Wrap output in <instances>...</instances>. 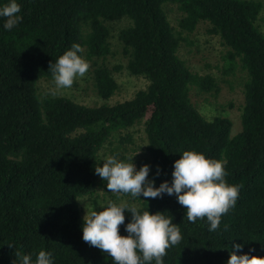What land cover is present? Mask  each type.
Wrapping results in <instances>:
<instances>
[{"label":"trees","instance_id":"trees-1","mask_svg":"<svg viewBox=\"0 0 264 264\" xmlns=\"http://www.w3.org/2000/svg\"><path fill=\"white\" fill-rule=\"evenodd\" d=\"M16 2L20 22L5 31L0 18V264H18L17 252L34 260L41 249L52 252L53 264H112L111 257L81 239L77 200L93 198L98 188L109 194L94 167L110 155L131 163L121 153L133 143L128 131L139 124L154 186L171 182L173 162L185 150L226 161V182L239 186L235 206L212 232L203 218L187 221L175 194L140 199L120 193L134 200L138 211L163 212L179 227L182 239L166 249L163 264H226L233 243L242 245L237 254L252 249L250 254L264 256V32L257 25L261 2ZM168 4L180 12L175 26L164 9ZM117 22L124 23L117 31L124 68L147 81L144 89L128 100L100 106L39 95L37 82L51 80L49 64L77 43L78 54L92 64L95 94L101 100L113 96L118 90L114 74L121 67H108L105 60ZM200 23L223 48L221 75L243 74L240 131L234 136L228 118L206 119L192 100L193 95L218 93L212 75L191 70L179 56L183 43L191 46L189 36ZM157 165L160 174L153 177ZM124 215L127 223L131 214ZM118 231L127 234L123 224Z\"/></svg>","mask_w":264,"mask_h":264},{"label":"clouds","instance_id":"clouds-1","mask_svg":"<svg viewBox=\"0 0 264 264\" xmlns=\"http://www.w3.org/2000/svg\"><path fill=\"white\" fill-rule=\"evenodd\" d=\"M19 12L20 5L16 0L0 4L3 30H11L20 22L22 17ZM80 52V45L73 43L54 63L49 64L52 86L46 89V95H57L61 89L70 88L76 77L85 74L89 65L78 54ZM132 158L128 163L110 155L94 167V173L106 182L107 190L133 198L175 194L177 202L184 206L187 221L191 223L203 218L209 232L218 228L221 216L236 204L239 186L226 182V161L206 158L195 150H185L173 162L171 182L164 180L154 186V178H148L150 166L142 164L137 170ZM159 174L160 167L157 165L153 177ZM125 211L131 214L127 223H124ZM121 224L126 235L119 234L118 226ZM81 232V239L111 257L112 264H152L153 261L154 264H163L166 249L182 239L180 229L172 222L171 216H165L160 211L140 212L134 206L111 201L102 210L90 208L84 214ZM241 248V244H232L233 250L229 252L226 264H264V256L250 254L252 249L237 254L236 250ZM16 257L18 264H53L52 252L43 249L35 254L34 260L30 254L17 252Z\"/></svg>","mask_w":264,"mask_h":264},{"label":"rangeland","instance_id":"rangeland-1","mask_svg":"<svg viewBox=\"0 0 264 264\" xmlns=\"http://www.w3.org/2000/svg\"><path fill=\"white\" fill-rule=\"evenodd\" d=\"M262 4L259 13L257 25L260 31L264 32V0H258ZM165 12L172 26L176 25L180 17L177 7L172 4L165 6ZM123 22L112 24L111 29V55L107 56L105 64L108 67L120 66V71L114 74L118 90L108 100H101L93 91L91 70L92 64L88 62V69L83 76L76 77L70 88L61 89L55 96H62L73 100L74 102L85 106H100L102 104L112 105L130 99L138 90L144 89L147 81L142 77L130 75L125 67L126 59L120 52V46L117 41V31L122 27ZM208 26L200 23L196 26L194 32L189 36L191 46L182 44L179 50V56L185 59L191 70L199 74L212 75L218 86V93L215 97L211 94L193 95L192 100L196 109L206 119L220 115L231 121L230 136H234L240 131V110L243 103L242 80L243 74L239 71L234 76L224 77L220 73V55L223 48L216 36L207 32ZM99 62V61H98ZM51 80L41 79L37 82V91L40 96H46L45 91L51 87ZM132 137V145L125 147L127 151H122V155L127 158L130 156L132 162L138 170L142 164H145L146 153L144 150L145 139L142 124L136 125L128 131ZM111 194L117 197L113 200ZM116 204L125 203L135 206L136 202L128 197L121 196L109 190V194L104 188H98L93 198L82 197L77 200L78 206L83 217L87 211L103 208L109 201Z\"/></svg>","mask_w":264,"mask_h":264}]
</instances>
